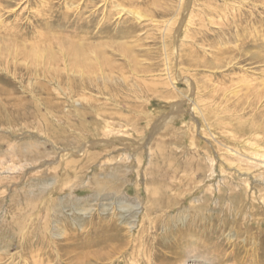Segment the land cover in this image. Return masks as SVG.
<instances>
[{
    "label": "rangeland",
    "instance_id": "374dc122",
    "mask_svg": "<svg viewBox=\"0 0 264 264\" xmlns=\"http://www.w3.org/2000/svg\"><path fill=\"white\" fill-rule=\"evenodd\" d=\"M263 9L262 0H21L3 12L42 49L35 59L0 50V264H264V183L222 155L232 139L243 151L245 138L264 142V37L240 36L249 19L264 24ZM82 22L107 41L103 69L113 73L81 93L87 103L71 84L84 72L58 38ZM58 71L72 93L56 86ZM174 101L183 117L166 136L178 135L161 138L154 124L168 122ZM199 123L223 136L212 144ZM116 135L128 146L77 155L84 141ZM123 153V170L98 168ZM182 171L202 182L196 191L189 178L174 185Z\"/></svg>",
    "mask_w": 264,
    "mask_h": 264
},
{
    "label": "bare ground",
    "instance_id": "6f19581e",
    "mask_svg": "<svg viewBox=\"0 0 264 264\" xmlns=\"http://www.w3.org/2000/svg\"><path fill=\"white\" fill-rule=\"evenodd\" d=\"M19 1H21V0H2V1L0 0V50H2V49L3 50H13V49L14 50H17V49H19V50H22L23 53H25L28 56H30L31 58L35 59L40 54L39 51L42 48L40 46H38V44H36V43H25V41L30 40V38H28V36L26 34H24L22 31H20V28H19L20 26H18L16 24L10 25V24L4 23L5 21L3 20L4 19L3 16H2L3 12H5L6 14L12 13L14 11L13 10L14 6H16L19 3ZM106 1L107 0H103V2H106ZM183 1L184 0H182V4H183ZM262 2L264 3V0H262ZM118 7H120V4H118ZM125 12H127V13H129V14H131L133 16H137V14L133 10H125ZM257 16H258V14H257ZM255 17H256V15H255ZM255 21H256V19H255ZM85 23L82 22V24H79L80 26H79V28L77 30L67 31V32H64V33L60 32L58 34L59 35L58 38L66 37V39L68 40L67 49H68L69 53L71 54V57H72L71 59L73 60V62L75 63V65L84 72V77L79 78V82H78V80H75V81H72L71 82V84L79 90L80 93H79V95L77 97L79 98L78 100H80V102H83V103H87L88 102L87 99L84 98L83 95L81 94V93H83L85 91V89L96 88L105 79L108 80V81H113L112 80L113 73L111 71H109V70L103 69V65H106V66H109L110 65L109 58H107L106 55L103 53V48H104V45L107 43V41H103L102 38H98V37L97 38H94V35L89 30V28L86 26L87 23L86 24ZM262 24L263 23L259 24V23L253 22V20L250 21V19H249L248 20V23H247V26H246L247 27L246 31H244L242 34H240V36L241 35H246L247 37H256V36L264 37V24L263 25ZM243 28H245V27H243ZM50 31L51 32H54L52 30H49V32ZM242 38L244 40V37L243 36H241V39ZM237 40L239 41V38H237ZM46 47H48L50 49L52 48L51 45H47ZM0 68L3 69L2 66H0ZM107 68H109V67H107ZM63 76L64 75L62 74V72L58 71V74L55 75V79L53 78L54 81L56 82V86L57 87L63 86L62 88H66V86H65V78ZM238 79H239L238 82H242V83L244 82L243 83L244 86H247L248 87L247 84H249V86H251L250 85L251 83H249L247 80L244 81V79H242L243 80L242 81L240 78H238ZM186 81L188 82L187 84H189V85L190 84H193V83L189 82V79H186ZM262 83H263V81H259L258 80V83L255 85V88L257 89V86H258V89H260V90L263 89L262 86L260 88V84H262ZM252 85H253V83H252ZM0 86L1 87H4L3 89L7 88L1 82H0ZM64 91L66 93L70 94V93L73 92V89L71 87H67L66 90L64 89ZM192 97H193L192 99H194L195 98V95H193ZM63 98H64V100H66V99L69 100L68 97H66V99H65V97H63ZM187 100H189V99H187ZM190 100H191V98H190ZM194 101H195V99H194ZM182 107H183V104L182 103H179L177 101H174L171 104V110H172L171 112H172V114L170 115V117L168 118V120L166 119V121H168V122L166 124H164V121H160V119L157 122H155L154 129H156L157 131H159L158 132V136H159V133L161 134V136H160L161 138H162V135H165V136L168 135L167 127L169 126V124L170 123L171 124L174 123V121L177 119V117H180V116L183 117V115H182ZM200 108H201V106H200L199 102H197V103H196V101L193 102V104H192V112L194 114H196V115L200 114ZM201 114H202V116H203V118L205 120V117H204L205 116V111H202ZM185 124L187 125V123H185ZM199 124H201L202 126H204V132L207 131L206 133H208L211 136V138H213V139H211L212 140V144L214 143L213 141L215 139L221 138V136H223V133H221V130H223V129L218 130V129L212 128L209 125L207 127H205V125H207V124H205V125L202 124V123H199ZM110 129L111 128L104 129V132L107 133L106 132L107 130H108V132H110ZM182 129L180 131L181 136H178L179 138L180 137L181 138L183 137V139H184V138H186V136H188L189 134H191V133L188 132V128H187V130L186 129L182 130ZM256 130L257 131H255V132H256V134H258V130L259 129H256ZM108 134H110V133H107V135ZM172 134L178 135L177 134V131H175ZM231 134H232L231 137L234 138L233 136L236 133H231ZM119 135L125 138V136L123 134H119ZM119 135H116L115 138H113L112 140L108 136H105V138L103 140L95 139V140H92V141H84V144L81 146V148L78 151H76L77 152V155H80L81 156L85 152L86 156H88L89 159H90V157L94 156L93 154L95 152L93 153L92 150H90V152H87V150H85V148L87 146L89 147L90 145L91 146H94V147H96L98 145H100V146L102 145L106 149L105 151H108V152H110L113 147H114V149L115 148H118L119 146L125 148V146H128V145L126 144V141L125 140H121L119 138ZM171 135H169V136H171ZM158 136H156V137L158 138ZM224 136H225V139L224 140H228V138H230V137L227 138L226 135H224ZM110 137H111V135H110ZM168 137L166 136V139ZM164 138L165 137L163 136V139ZM175 138H177V137H175ZM245 139L246 140L242 142V146H244V148L247 151L246 150L243 151L242 148H239L238 147L239 144H240V142H241L240 140H238V139H234L233 140L232 139V142L234 144H236L237 147L236 146L235 147H232L233 146L232 145L230 147V149H228V147L231 144L229 145L227 143L229 146L227 144H225L228 147H226V152L222 153V155L224 156V158H225L226 161L227 160L228 161L231 160L232 163L234 162L236 164L235 166L238 169H245L246 171H249L250 169H255L256 171H258L259 172L258 173V177L260 178L258 180L263 184L264 183V142H263V140H260L259 137H254L253 139L250 138V137H248V138H245ZM157 140L160 143V139H157ZM153 141H155V140H153ZM155 142H157V141H155ZM195 142L196 141L191 138V145L195 144ZM159 143H156V144L159 145V147L158 146L157 147L160 150V148L161 147L163 148L165 145L161 144L162 142L160 144ZM140 146H141V144L139 145V147ZM34 149L36 150V148H34ZM148 150L150 151V159L148 161V163H149L148 165H150V164L152 165V163H153V159H152V157H153L152 156L153 155V147H149ZM37 152H38V150H37ZM29 154H30L31 157L36 156V153L33 152V151H30ZM39 154H40V152H39ZM67 157H69V156H67ZM130 157H131L130 154L123 153L122 156H121V158L118 159L119 161L118 160L116 161V160H113V159H111V160L108 159L105 162H101L100 161V163H98V168H102V167H105V166H110V167L113 166L112 167L113 168V171H115V172L121 171V170H123V166H122L123 164L120 163V162H126V161L129 162V161H131ZM138 160H139V158H138ZM210 160H211V167L208 170L211 173L209 175H212L214 173V165H215L214 163H215V161L212 158ZM68 162L70 163V161H68ZM75 163H76V161H75ZM110 167H108V168H110ZM221 167H223V166H221ZM203 169L204 168H201L200 170H203ZM222 170H223V168H222ZM146 171H148V170L146 169ZM148 173L149 172H147V174ZM115 178H117V176ZM187 178H189L190 183L193 184L192 185L193 190L189 191V192L192 193V191H196L195 189H198L200 187V183H202V182H196L195 179H194V177H193V174H190V173L188 174L186 171H182V172L176 173L175 177L174 178H171V180L174 181L173 182L174 185L177 184V186H181L183 184V182L186 181ZM94 179H92V180H94ZM223 181L224 182L226 181L227 184L230 183L229 182L230 180L227 181L226 178L222 179V182ZM175 182H177V183L175 184ZM90 183L89 184L88 183L87 184L85 183L86 185L84 184V186H89L90 187L91 186ZM95 185H97V184H95ZM212 185L206 187L210 192H213V189H214V186H212ZM228 188H230V186ZM230 190H231V188H230ZM183 192H185V190ZM148 262H150V261H147V263Z\"/></svg>",
    "mask_w": 264,
    "mask_h": 264
}]
</instances>
